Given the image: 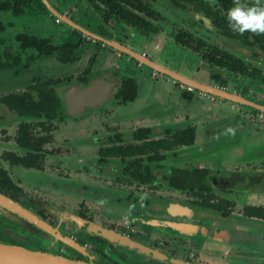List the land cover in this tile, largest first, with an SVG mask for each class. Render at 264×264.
Instances as JSON below:
<instances>
[{
    "label": "flooded vegetation",
    "instance_id": "af4514ba",
    "mask_svg": "<svg viewBox=\"0 0 264 264\" xmlns=\"http://www.w3.org/2000/svg\"><path fill=\"white\" fill-rule=\"evenodd\" d=\"M48 1L56 10L67 16L72 21L80 24L82 27L93 31L98 35L106 36L112 41H117L120 44L129 46L132 50L136 51L139 54H142L145 57L151 58L157 63L159 62L155 60V58L151 57L145 52H140L138 48L132 47L125 41H122L121 38L123 35L119 34L117 29H115V26L112 23V19L125 22L128 27H137L142 30L145 34H157L158 27L151 23V21L162 22L163 19L166 18H170L173 22H175L176 20L175 17H173V15H171L168 11H166L164 15L160 14L159 12H157V10L154 9L156 2L175 3V0ZM186 1L192 2L195 5H197L196 2H221L220 0ZM39 2H42L44 4L42 0H39ZM55 2H80L81 12L80 14H77L78 17H74L72 15V12H70L69 10L62 11V8H60L57 3L55 4ZM243 2L251 1L243 0ZM110 5L114 7H121L125 12L137 15L139 20L145 19L147 25L142 26L140 22H132L126 19L121 14L113 12V10L110 8ZM141 6H146V8L143 10H139ZM45 7L46 8H42L40 5L38 6V4H36L35 10L38 9L42 12L48 13L46 15H48L49 18L52 19V13L46 5ZM14 16L22 17V15L15 14ZM87 16H91V18L89 17V22L86 24H82L81 18ZM0 19L4 23L2 14H0ZM61 22L64 23V25H67L69 29H71V34L74 33L75 35H78L80 39L82 38V36H84L86 38L91 39L93 41L92 43L103 45V47L107 46L110 50L117 51L114 47L93 39L81 30H78L77 28L68 25L62 20ZM14 26L15 24L12 21H9L8 25L4 23V29H0V52H3L7 49V47H9L10 51L17 53L19 51H22L23 55H26V57H28L29 54H25V51L27 49L22 48L19 44V41L17 40V36L19 35V33L22 32L13 30L12 35L2 36V33H6L8 29H14ZM162 27L163 29H165V26ZM24 32L35 34L42 38H52L53 42L55 41V37L52 35L45 36L43 34L35 32ZM69 32L70 30L64 33L66 37L68 36ZM133 34L127 35L133 36ZM172 34L175 40V32H173ZM4 40L7 42V44L4 43ZM67 41H71L74 44L79 43V47L76 49V52L78 49L82 50L83 48H86L84 46L85 44H87L86 40H79L74 42V40L68 38L65 39L63 43H66ZM54 43L57 44L56 42ZM147 45L151 47V44L148 43ZM240 48L243 54H254L253 50H256L246 45L240 46ZM245 48L246 50H244ZM33 51L34 53H36L35 50ZM51 56H56V54L37 56L35 59L31 60L29 66L21 65L19 67H0V194H3L7 198L13 199L17 203H19V206L22 211L26 213L24 215L20 214V216L17 217L16 220H14L6 214V208L3 207V209H1L0 241L15 245H21L27 248H36L38 250L50 251L56 254H63L64 256L68 257L72 256L74 259L81 260L84 254L79 250H76L73 247L70 248L67 244L63 243L60 237L64 236L65 238L69 237L78 245H82L90 253L92 251L95 252L104 261H106V264H127L126 262L128 255L130 256V253L132 251H136L147 257H153L152 259H159V264H174L166 259L154 256L149 252L143 251L138 247L131 246L126 242H115L105 236L103 237L99 234L92 233L83 226L79 227L76 223H78L80 218H82L91 222L101 224L106 228L116 230L147 245L155 246L165 251L169 255L175 257L177 254L175 253V250L163 249L160 245V239L153 235V232L158 231V228L168 227L170 229L177 230L175 228V225L170 224H174L175 221H178L181 223H191L207 226L209 228H215V230L218 232L220 231V228L227 229L241 226L240 223L245 221L243 220V218H253L264 221V218L251 216L246 212V209L249 206H261L264 208V203L258 205H246L242 214H234L233 207L235 203L229 198L218 194L219 191L228 192L230 189L234 188L237 192H249L250 190L251 192L264 195V173L257 174L242 171L240 172V174L229 173L225 176H218L217 178H227L225 181L221 182L222 187L214 183V177H212L210 174V177L213 181L214 192L220 198H224L230 202L227 207L228 211L221 212L211 209H202L201 207H199L195 209L210 212L212 213V215L208 214L206 218H201L190 216L188 214H179L187 216L189 219L179 220L175 219V214L161 209H157L162 208L159 205H156V209L153 208L154 201H161L164 203L174 202L158 199L156 195L153 196L151 194L155 193L162 187H166L175 191V187L169 186L167 184L168 181L165 179L166 175L175 174V165L172 164L168 168L161 165L163 161L167 159L168 156H170L171 154H175V147L170 151L165 150L166 158L162 161L149 162L146 160H141V162L145 163L156 173L158 178L154 181H152V177L150 176V174H148L151 169H149L147 171V174H144L143 177L134 176L133 174L129 173V171L131 170H128V168L126 167L129 164L133 165V169L136 168L138 162H136L135 159H128L125 161L122 157L106 158L101 154L102 150L111 149L115 146L127 145L130 143H142L144 141L149 140L167 139L168 136L173 135V133H175V130L172 129L170 126L162 127L160 129V137L157 138L155 136H152L154 129L149 127L146 122H142V124H140L137 123L136 120H122V116L117 115L114 120L113 118H111L112 121L117 124V126L113 127V129L108 130L106 132H98L96 131L97 128L94 127L95 130L90 136L85 135L80 138H67L63 144H60L59 147H53L55 135L62 131V124L70 123L74 118L79 122L78 118L81 116L83 117V120H81L80 123H85L87 125V115L92 113L94 110L98 109L108 101L115 98L117 102L121 105H127L129 102H134L138 97L133 101H123L121 98H119L118 93L122 88L123 76L120 75L119 77L118 74H116L117 72L115 73L114 69L109 68L105 71H112L113 74L111 77V81L116 82V84L112 89L111 97L102 104L92 106L86 110H81L74 113L71 112L73 100L69 96L68 90L75 85L83 88L87 87L92 82V80L99 75H93L88 83V80L84 78H79V74L78 76L74 77V79L71 81H61L60 83L53 85V87L59 94L60 103L63 105V109H59L61 114L56 116L52 121L47 115V112L45 111L36 113L35 111L30 110V108H26L25 110L19 112L18 110L14 109V107L12 108L10 106L12 104L11 101H9L8 103L6 100L7 97L11 95L19 96L23 95L26 92L32 91L30 93L34 95L33 98L36 100V102H39L41 97L43 98L44 95H41V92H43L44 89L42 88L39 90L33 87L40 84H43V87L45 88H47L48 86L51 87L50 80L52 79L40 77V75H44L42 72H38L39 75H36L31 79H22V76L32 67L34 69V66L36 64ZM56 58L57 60H59L57 56ZM164 64L161 63V65L169 68V65L166 66L167 64ZM144 66L147 69L153 70L146 65ZM169 69H172V67ZM153 71L155 72V70ZM9 75L12 76L9 78ZM162 75L164 76V74ZM137 78L138 81L141 80L139 77ZM170 79L175 83V79ZM209 85L226 89L227 91L231 92L229 89L226 88V86L223 85H218L216 83ZM182 86H184V84H182ZM184 91L186 92L185 89ZM231 93L239 94L236 92ZM241 96L249 98L244 95ZM261 104H264V102ZM255 110H257V112L259 111L258 113L264 115L263 111H260L256 108ZM102 114H104V112ZM43 124L45 125L43 126ZM126 125L128 126V128L130 127V129L125 128L124 126ZM141 131L144 132V136L138 137L137 134ZM27 140H29V143H27ZM64 148H67V152L65 153L63 150ZM89 148H96L97 155L90 156L87 153V150ZM89 174L99 175L104 178H112L113 184L105 186L103 183L96 181L95 179L89 180ZM237 174L241 175L242 178L236 176ZM231 176H234V178L229 179L228 177ZM57 198L63 199L67 201V203L69 202L70 205L65 204L64 206V204H61L58 201L56 202ZM49 200L57 203V205L51 204ZM89 203H92L96 206H101L102 209H105L103 211L104 216L110 215L111 210L114 212V210L118 211V209L125 207L132 210L133 215L131 217V220L126 221V224H124L123 226L117 227L114 225H108L103 221L98 220L96 214L89 213ZM45 204H50V206L55 207L56 210H59L61 212H67L69 214L66 213V215H64L58 214L57 212H53L49 210L45 206ZM68 209H70V211H67ZM71 210H73V212H71ZM28 212L32 213L29 218H27ZM142 212H144L145 214H141ZM213 214L220 215L224 218V220H221L222 218L220 219L221 221L217 220L216 215ZM72 215L76 216L72 217ZM145 219L149 221L156 220L158 221V223H147L144 221ZM193 219H201V221ZM219 223H223L224 225L219 227ZM72 229L74 233L70 232ZM53 230L55 231L53 232ZM144 230L145 232H143ZM177 231L185 233L189 237H192V240L194 241V246L192 248L196 249V253H206L208 251L205 243L207 244L209 241H212L210 239V234L205 236V238H196V236L193 234H188L180 230ZM51 232L53 234H51ZM249 233L250 232L248 230L247 234ZM167 234H169L167 236H169L172 241H175V235L171 233ZM259 234L262 233L259 232ZM247 237L253 238L251 236ZM171 240L166 241L164 243L169 245ZM222 244L226 245L225 243ZM255 244L256 246H258V251L257 249H244L245 247L242 248L239 245L237 246L233 244H228L231 245V249L229 250L228 254H224L229 255V257L232 259H240V262L250 261L251 256H253V261H264V245H258L257 242ZM236 248L238 249L236 250ZM255 252H258L261 255ZM218 257L223 258L224 263L227 262V257L223 255L222 251L220 252ZM183 260L190 261L194 264H202L196 259ZM240 262L236 264H241ZM228 264L235 263L232 262Z\"/></svg>",
    "mask_w": 264,
    "mask_h": 264
},
{
    "label": "rangeland",
    "instance_id": "374dc122",
    "mask_svg": "<svg viewBox=\"0 0 264 264\" xmlns=\"http://www.w3.org/2000/svg\"><path fill=\"white\" fill-rule=\"evenodd\" d=\"M176 2H156L154 9L160 14L168 11L173 17L175 22L170 18L163 19L162 22L151 21L158 27L157 34H145L137 27L127 26L125 22L112 19L115 29L122 36V41H125L132 47L138 48L141 52H145L151 57L155 58L160 64L166 63L169 68L172 67L176 72L208 84H218L226 86L231 92H236L241 95L247 96L252 100L264 102V54L260 53L258 49L253 50L254 54H243L240 42L229 39L216 29V27L208 25L210 19L206 16L199 6L186 0H175ZM252 2V0H250ZM58 4L62 11L69 10L74 17L80 14V2H62ZM73 9V10H70ZM28 9L22 17L14 16L12 12L3 13V21L8 25L12 21L15 26L14 29L2 36H10L14 31L35 32L45 36H54L57 44H62L65 39H72L75 41L86 40L87 44L82 50L78 49L76 54L80 57L76 62L63 63L57 60L56 56H51L36 64L28 70L22 79H31L42 72L40 75L43 78H68L71 76H78L83 73L88 67H92L94 76L105 72V66H108L106 61L99 59L97 66L91 64L92 60L95 61L100 54L101 49L108 48L107 46L92 43L89 38L74 33L71 34V29L64 25L61 21H56V17L49 18L48 13L40 10ZM91 18V16H89ZM82 17L81 23L86 24L90 18ZM200 18V19H199ZM197 20V21H196ZM162 26H165L163 29ZM197 32L193 38L194 45L198 50L182 47L177 44L173 37V32H184L193 30ZM70 30L68 36L65 32ZM73 30V29H72ZM18 33V32H16ZM15 33V34H16ZM134 33V34H133ZM133 34V36L127 35ZM203 36L205 44L201 45ZM139 39V40H138ZM148 41V42H147ZM151 44L149 47L147 44ZM218 46L224 52L233 54L236 58L242 60L250 69H258L260 73L256 77L249 75H242L223 67L215 65L213 62L206 58L204 55L212 52L213 46ZM246 49V48H245ZM119 58L113 60L112 69L115 73L122 75L137 76L139 81V95L134 102L120 104L114 98L107 103L103 104L92 113L88 114L85 118V123H80L83 117H79V122L72 119L70 123L62 124V131L55 135L53 147H59L67 138H76L82 136H90L96 131L106 132L116 127L117 124L112 121L117 115L122 116V120H136L137 123L146 124L153 130L152 136L160 137V129L162 127L170 126L175 131L188 127L195 126L197 128L196 140L193 145L182 146L175 150V154L167 157L161 165L170 167L174 164L175 169L178 168H205L208 169L212 177L225 176L231 173H239L242 171L262 174L264 173V115L258 113L254 107L249 105L238 104L231 100L223 99L209 93L199 91L192 88V91L186 89L185 85L175 81V83L166 75L154 72L147 69L143 64L135 61L129 55L120 51ZM97 60V59H96ZM102 61V62H101ZM115 61V62H114ZM104 64V65H103ZM165 65V64H164ZM110 68V69H111ZM135 74V75H134ZM12 75H9L10 78ZM217 76L226 80V83L218 80ZM24 87V86H23ZM186 92H191L193 98L188 99L183 97ZM120 104V105H119ZM104 112V114H102ZM188 112V114H187ZM124 114V115H123ZM187 115V116H186ZM186 116V117H185ZM127 129L128 126H124ZM232 128L235 134L229 133L227 130ZM132 129V128H131ZM64 153L67 148H64ZM78 152V151H77ZM85 152V151H82ZM63 153V151H62ZM87 153L90 156L97 155L96 148H89ZM174 158V159H173ZM156 166V165H154ZM89 180H96L103 183L105 186L112 185V178L102 177L99 175H88ZM125 189V188H124ZM126 190V189H125ZM145 190V189H144ZM150 193V192H149ZM158 199L165 201H172L183 206L190 208H199L198 205L192 203L193 196L188 195L177 190H171L162 187L155 193ZM219 195L229 198L235 205L233 207L234 214H242L246 205H258L264 203V195L251 192H237L236 189H230L228 192H218ZM51 204L55 202L49 200ZM61 204L70 205L69 202L63 199H56V202ZM89 213L96 214L98 220L103 221L108 225L117 227L126 224V221L131 220L133 215L132 210L129 208H121L111 210L110 215L104 216L101 206H96L92 203L88 205ZM67 211H70L68 209ZM73 212V210H71ZM141 214H145L142 212ZM144 216V215H141ZM175 219L189 220L187 216L177 215ZM201 221V219H193ZM248 223L253 224L251 221ZM220 225V226H219ZM219 227L224 225L219 223ZM252 226V225H250ZM72 233L73 229L70 231ZM145 232V230L143 231ZM247 236L255 238L259 235V230L253 226L249 230ZM261 232V231H260ZM175 235V241L170 239L169 234ZM153 235L160 239V245L165 250H175L176 256L183 259H196L202 264H228L234 262L239 263L240 259H232L229 255L226 256V263L224 259L219 256V251L228 254L231 245L218 244L209 241L207 252L196 253L193 249L194 241L185 233L178 232L177 230L168 227H160L158 231H154ZM251 238V239H253ZM153 240V239H152ZM170 241L167 245L166 241ZM3 242V241H2ZM200 242V241H199ZM247 248V247H245ZM36 249V248H33ZM238 248H236L237 250ZM248 249V248H247ZM38 250V249H37ZM244 250V249H243ZM44 251V250H43ZM258 253V252H255ZM198 254V255H196ZM260 254V253H258ZM254 254V255H258ZM63 255V254H60ZM261 255V254H260ZM263 256V255H262ZM84 257V256H83ZM70 258H73L72 256ZM136 251H132L128 255L127 264H159V259H152ZM102 259V258H101ZM103 260V259H102ZM104 261V260H103ZM241 264H258L250 261H242ZM164 264V263H163Z\"/></svg>",
    "mask_w": 264,
    "mask_h": 264
},
{
    "label": "trees",
    "instance_id": "16d2710c",
    "mask_svg": "<svg viewBox=\"0 0 264 264\" xmlns=\"http://www.w3.org/2000/svg\"><path fill=\"white\" fill-rule=\"evenodd\" d=\"M221 2H196L197 5L204 11L206 16L210 19L208 25L216 27L219 33H222L229 39L236 40L243 45L252 47L253 49H258L262 54H264V35H256L251 32H245L243 35L238 32H234L228 25L226 19L227 11L233 7V0H220ZM251 3V2H247ZM36 4L40 5L42 8H46L42 2L39 0H0V14L12 12L15 15H23L28 9H35ZM113 12L119 13L126 19L132 22H140L142 26H146L147 22L145 19L139 20L138 16L125 12L121 7H114L110 5ZM146 6H141L139 10L145 9ZM107 21V19H106ZM0 29H4V23L0 19ZM193 30H186L184 32L175 33V41L182 47L198 50V47L194 45L192 41L197 33ZM201 45L206 42L201 36ZM17 40L22 48L27 49L25 54H29L28 57L23 55L22 51L12 52L10 48L7 47L6 50L0 52V67H19L21 65L29 66L32 59L37 56L52 55L56 54L60 62L69 63L76 62L79 60V56L76 54V49L79 47V43H73L67 41L61 45H57L53 42L52 38H42L35 34L22 32L17 36ZM4 43L7 42L4 40ZM36 53H34V51ZM212 52L205 54L206 58H209L211 62L219 67H223L227 70L240 73L242 75H249L250 77L258 76L260 70L250 69L242 60L236 58L233 54L224 52L218 46L212 47ZM91 63H94L92 60ZM91 67H88L80 74L79 78H84L86 80H91L92 78ZM218 80L222 83H226V80L217 76ZM51 87H43V84L34 86L36 89H44L41 92L43 98H40L39 102L33 98L34 95L30 92H26L23 95H11L7 97V102L11 101V107L19 112L30 108V110L37 112H47V115L51 121L58 116L60 113L59 109H63V105L60 103V97L58 92L53 87L54 84L60 83L61 81H71L74 76L68 78H51ZM264 80V77H263ZM139 94V81L136 76L126 75L122 77V88L118 93V97L123 101H133L138 97ZM187 98H192V93H186ZM259 112V111H258ZM45 124H43L44 126ZM197 135V128L195 126H188L179 129L163 140H149L142 143H130L127 145L115 146L111 149H104L101 151L104 157H122L123 160L135 159L137 163L136 168L133 169V165H127L129 173L134 176L143 177L147 174V171L151 169L143 161H162L166 158L165 150L170 151L175 147V150L182 146H190L195 143ZM138 137H143L144 132L141 131L137 134ZM173 139V140H172ZM29 143V140H27ZM148 174L152 177V181L157 180L156 173L151 169ZM165 179L168 181V185L175 187L183 193H187L193 196L194 199L192 203L198 205L202 209H211L215 211H228L227 207L229 201L220 198L215 192L213 187V181L210 177V172L205 168H178L175 169L174 175H166ZM246 212L251 216H257L264 218V208L249 206Z\"/></svg>",
    "mask_w": 264,
    "mask_h": 264
},
{
    "label": "water",
    "instance_id": "95a60500",
    "mask_svg": "<svg viewBox=\"0 0 264 264\" xmlns=\"http://www.w3.org/2000/svg\"><path fill=\"white\" fill-rule=\"evenodd\" d=\"M42 1L44 2V4L47 6V8L50 10V12L54 17L60 18L63 22L77 28L78 30H81L82 32L92 37L93 39L103 42L106 45H110L114 47L117 51L128 54L130 57L134 58L140 64H144L161 74L167 75L168 77L175 79V81H179L182 84L198 89L199 91H203L211 95L218 96L223 99L231 100L233 102H237L240 104H246L264 112V104L243 97L239 94L231 93L226 89L218 88L216 86H212L188 78L172 69H169L157 63L151 58L145 57L142 54L137 53L136 51L132 50L129 46L120 44L117 41H112L106 36L98 35L93 31L82 27L80 24L72 21L67 16L56 10L48 0H42ZM112 74H113L112 71H105L100 73L98 76H96L87 87L83 88L77 85L71 87L68 90V94L73 100L71 112L74 113L81 110H86L92 106H96L98 104H102L106 102L111 97L112 89L116 84V82L111 81ZM236 176L242 178L241 175L239 174H237ZM228 178L231 179L234 178V176ZM226 179L227 178L224 177L223 178L214 177L213 181L216 185L222 187L221 182L225 181ZM156 205H159L162 208H157ZM45 206L49 210L53 212H57L58 214L66 215L67 213L56 210L55 207H51L50 204H45ZM3 207L7 209L6 214L9 215V217L14 220H16L17 217L20 216V214L22 215L26 214L20 208L19 203H17L13 199L7 198L3 194H0V211L1 209H3ZM153 208L168 211L172 214H175V216L179 214H188L194 217L206 218L208 214L212 215V213L210 212H205L199 209H193L187 206H183L181 204L164 203L161 201H154ZM28 215L27 218H29L30 215H32V213L28 212ZM213 215H216L217 220H220L221 218H222L221 220H224V218L221 217L220 215L217 214H213ZM75 216L76 215H72V217ZM243 220L245 221L240 223L241 226H237L236 228H227V229L220 228V231L218 232L215 230V228H211V227L209 228L207 226L191 224V223H181L178 221H175L174 224H170V225H175V228L177 230L184 231L188 234H193L196 236V238L199 237L205 238V236L210 234V239L218 244L225 243V244H233L237 246L239 245L242 248L247 247V248H251L252 250L257 249L258 251L259 250L258 246H256L255 243L257 242L258 245L260 244L264 245L263 243L264 221L253 218H243ZM144 221L147 223H155V222L158 223V221L156 220L149 221L145 219ZM246 221L253 222V224H251L252 226H250V223ZM76 224L79 227L80 226L85 227L87 230H89L92 233L99 234L103 237L105 236L112 241L126 242L129 245L138 247L141 250L149 252L154 256H158L160 258L166 259L171 263L194 264L190 261H185L179 257L176 256L173 257L155 246L147 245L141 241L135 240L129 237L128 235L122 234L116 230L106 228L101 224L91 222L89 220L82 218H80L79 222ZM253 226H255V228L258 229L259 232L261 231L262 234H259L255 238L251 239L247 237L248 235L247 233L248 230L253 229ZM54 231L55 230H53V232ZM51 234L53 233L51 232ZM60 238L62 242L67 244L70 248L73 247L76 250L82 252L84 254V257H82L81 260H78V259L70 258L68 256L56 254L50 251L37 250V249L27 248L21 245H15L0 241V264H106V261H103L98 254H96L93 251L90 253L82 245H78L75 241H72L69 237L65 238L64 236H62ZM223 255L225 254L223 253ZM250 262L264 264V261H260V262H256L255 260L253 261V256L250 257Z\"/></svg>",
    "mask_w": 264,
    "mask_h": 264
},
{
    "label": "clouds",
    "instance_id": "9594fccd",
    "mask_svg": "<svg viewBox=\"0 0 264 264\" xmlns=\"http://www.w3.org/2000/svg\"><path fill=\"white\" fill-rule=\"evenodd\" d=\"M226 19L229 27L241 35L245 32L264 35V0H252L251 3L233 0V7L228 9ZM227 131L235 134L232 128Z\"/></svg>",
    "mask_w": 264,
    "mask_h": 264
},
{
    "label": "crops",
    "instance_id": "0c3cea01",
    "mask_svg": "<svg viewBox=\"0 0 264 264\" xmlns=\"http://www.w3.org/2000/svg\"><path fill=\"white\" fill-rule=\"evenodd\" d=\"M103 58L102 60H104V61H108L106 64L108 65V66H105V68L103 69V70H108L109 68H111L112 67V63H113V60H116V59H118L120 56H119V53H115L114 51H112V50H110L109 48H103V49H101V51H100V54L98 55V58H96L97 60H95V62H94V65L95 66H97L98 64H99V59L100 58ZM102 62V61H101ZM115 62V61H114ZM92 64V63H91ZM104 65V64H103ZM93 70L94 69H92V67H91V71L93 72ZM183 97H184V99L185 98H187V94L185 93L184 95H183ZM194 96H192V98H193ZM188 99H191V98H188ZM186 100V99H185ZM192 100V99H191ZM187 114H188V112H187ZM187 116V115H186ZM185 116V117H186Z\"/></svg>",
    "mask_w": 264,
    "mask_h": 264
},
{
    "label": "built area",
    "instance_id": "2783aa9c",
    "mask_svg": "<svg viewBox=\"0 0 264 264\" xmlns=\"http://www.w3.org/2000/svg\"><path fill=\"white\" fill-rule=\"evenodd\" d=\"M56 21L60 22L61 20H60V18L56 17ZM186 88H188L189 90H192V87L187 86Z\"/></svg>",
    "mask_w": 264,
    "mask_h": 264
}]
</instances>
